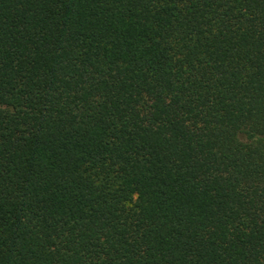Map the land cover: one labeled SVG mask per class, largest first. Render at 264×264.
<instances>
[{
	"label": "trees",
	"instance_id": "16d2710c",
	"mask_svg": "<svg viewBox=\"0 0 264 264\" xmlns=\"http://www.w3.org/2000/svg\"><path fill=\"white\" fill-rule=\"evenodd\" d=\"M0 264H264V0H0Z\"/></svg>",
	"mask_w": 264,
	"mask_h": 264
}]
</instances>
